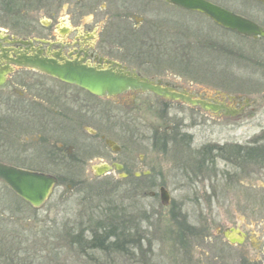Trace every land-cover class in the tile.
Here are the masks:
<instances>
[{"label":"flooded vegetation","instance_id":"1","mask_svg":"<svg viewBox=\"0 0 264 264\" xmlns=\"http://www.w3.org/2000/svg\"><path fill=\"white\" fill-rule=\"evenodd\" d=\"M205 1L249 20L264 34V0ZM233 3L250 16L241 14ZM0 11L12 12V24L27 25L24 30L9 29L0 20V165L31 171H90L91 177L83 183L116 173L114 184L149 186L156 181L154 158L135 153L134 147L146 145L148 129L153 148L161 151L176 145L174 158L186 161L180 164L186 170L180 171L197 180L195 170L210 174L209 150L212 154L221 150L195 148V136L171 113L187 108L203 119L240 118L251 105L248 99L239 103L237 96L220 99L219 92L209 96V89L189 86L176 75L192 73L185 65L192 58L194 18L250 40L260 50L264 35L227 30L205 14L170 0H0ZM79 69L147 80L220 108L205 111L200 105L141 91L99 97L54 75ZM145 95L156 100L151 108H145ZM155 118L165 128L156 126ZM103 166L110 167V173L97 175ZM216 169L213 172L224 178V172Z\"/></svg>","mask_w":264,"mask_h":264},{"label":"rangeland","instance_id":"2","mask_svg":"<svg viewBox=\"0 0 264 264\" xmlns=\"http://www.w3.org/2000/svg\"><path fill=\"white\" fill-rule=\"evenodd\" d=\"M10 13L0 11L2 25L24 30L27 25L12 24ZM191 35L192 58L185 66L192 73L176 76L209 89V96L219 92L220 99L251 102L240 118L203 119L187 108L171 113L195 136V148L221 150L207 153L210 174L188 176L180 166L186 161L174 158L176 145L155 150L147 129L142 148L129 141L135 153L154 158L156 181L149 186L114 184L116 173L83 183L90 171L36 169L60 183L34 209L0 182V264H264V47L197 18ZM143 97L146 109L156 102ZM155 124L165 128L160 119ZM161 187L171 196L168 207L161 204ZM97 225L118 229L127 241L120 250L93 249ZM232 228L247 235L244 244L229 243L224 233Z\"/></svg>","mask_w":264,"mask_h":264},{"label":"water","instance_id":"3","mask_svg":"<svg viewBox=\"0 0 264 264\" xmlns=\"http://www.w3.org/2000/svg\"><path fill=\"white\" fill-rule=\"evenodd\" d=\"M176 5L201 12L210 17L214 22L222 27L236 31L245 36L264 35L263 32L252 22L236 16L224 9H221L204 0H170ZM41 67L47 68L42 63ZM48 67L57 68L49 65ZM62 80L77 84L91 93L100 96H117L127 91L151 92L159 97H163L172 101H182L191 106L200 105L205 111L217 112L220 107L214 106L204 101H192L190 98L182 94L164 89L147 80L133 78L125 75H117L113 73H104L84 69L66 72L58 71L56 74ZM237 112L231 113L235 115ZM110 167L103 166L97 169V175L103 176L109 173ZM0 180L8 185L19 197L24 199L34 208H41L53 195V190L57 185V179L49 174L19 170L0 165ZM161 203L164 207H168L171 203V196L165 188L160 190ZM225 237L233 245H242L245 241V234L237 229H230L224 233ZM236 235L238 237H236Z\"/></svg>","mask_w":264,"mask_h":264},{"label":"trees","instance_id":"4","mask_svg":"<svg viewBox=\"0 0 264 264\" xmlns=\"http://www.w3.org/2000/svg\"><path fill=\"white\" fill-rule=\"evenodd\" d=\"M99 226L100 225H97L96 230L91 231L92 235L90 238V246L93 249L94 248H100L103 250H107V249L111 248V245H113V248H115L116 250L119 248V250H120L121 245L123 246L122 243L127 241V239H126L127 236L125 238H123V235L117 234L118 229H116V228L111 227V228L98 229ZM109 229H111L113 231H107ZM120 229L124 231V227L120 228Z\"/></svg>","mask_w":264,"mask_h":264},{"label":"bare ground","instance_id":"5","mask_svg":"<svg viewBox=\"0 0 264 264\" xmlns=\"http://www.w3.org/2000/svg\"><path fill=\"white\" fill-rule=\"evenodd\" d=\"M236 237H238V236L236 235Z\"/></svg>","mask_w":264,"mask_h":264}]
</instances>
